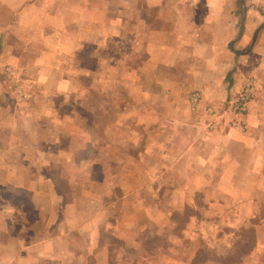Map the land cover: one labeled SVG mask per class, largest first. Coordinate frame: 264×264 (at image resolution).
I'll list each match as a JSON object with an SVG mask.
<instances>
[{"label":"crops","instance_id":"0c3cea01","mask_svg":"<svg viewBox=\"0 0 264 264\" xmlns=\"http://www.w3.org/2000/svg\"><path fill=\"white\" fill-rule=\"evenodd\" d=\"M249 77L242 130L221 107ZM91 95L103 112L119 98L116 123L90 115ZM190 193L205 197L196 231H145L172 224ZM253 225L264 0H0V264H131L113 239L135 264H255Z\"/></svg>","mask_w":264,"mask_h":264},{"label":"rangeland","instance_id":"374dc122","mask_svg":"<svg viewBox=\"0 0 264 264\" xmlns=\"http://www.w3.org/2000/svg\"><path fill=\"white\" fill-rule=\"evenodd\" d=\"M229 97H227V99L225 100V102L223 103L221 109L223 107L226 106L227 101L229 100ZM96 96L91 95L90 97H88V102L90 105L93 106L92 112L90 113V115H94L96 114V119H98V121H102L105 122L107 124H114L116 123L117 120H115V115L117 114V112L115 111V107L119 106V103L117 101V97L114 96H108L107 99L110 101L111 104L108 105L107 111L103 112L101 110L97 108H95V106H98V101H97ZM69 104L71 103V99H68ZM123 101V99H121V102ZM120 102V106L122 105V103ZM112 105V107H111ZM122 107V106H121ZM91 119V121L94 120V117L90 116L89 117ZM100 125V122L99 124ZM117 131L114 128H110L108 134H106V137L109 141H118L117 140V135L111 132H115ZM92 132H94V134L96 133V136H99L100 134L103 136V128H100V126H93L92 124ZM64 134V133H63ZM131 133L128 131V133L123 130L121 131V136H123L124 138H129V135ZM126 143H124V147H126ZM109 154L112 155L113 157H115L116 155L119 156V153H116L117 149H116V144H112L111 147L108 148ZM111 164L113 166H115V160L111 161ZM203 198L200 195V193H190V195L187 198V209H181V210H173L171 213V218L173 219V223L169 224L167 226L165 225H159V226H155L154 228L149 227L148 229H146L145 231H153V232H178V231H182V230H188V231H196L197 230V226L196 224H194L192 222L191 219H188L192 216L201 214V203ZM181 201V200H180ZM197 202V203H196ZM200 205V207H198ZM252 231H253V245L257 242L254 239V233L256 232H260V231H264L263 228H261V226L259 225V228H257L255 230L254 225L252 227ZM162 237V236H161ZM158 239H156L154 242L157 244L156 246L153 247H157L159 246L158 242H161L160 245H162V243L164 242V239L157 237ZM152 241V240H151ZM150 241V242H151ZM113 242H116L118 244V247L124 248L128 250V254H127V259L129 260L128 262L131 264H135L134 261L130 260L131 258L134 259L136 258V256L131 255L129 249L131 247H133L132 245H128V244H121L119 241H116V239H113ZM194 244L190 245L187 251H193ZM252 263L255 264H264V249H260L256 252V255L253 257L252 259Z\"/></svg>","mask_w":264,"mask_h":264},{"label":"built area","instance_id":"2783aa9c","mask_svg":"<svg viewBox=\"0 0 264 264\" xmlns=\"http://www.w3.org/2000/svg\"><path fill=\"white\" fill-rule=\"evenodd\" d=\"M7 73L8 69L5 70ZM15 86V91L19 96L25 98V95H21L18 85ZM256 90V83L253 77L245 79L239 89L236 90L235 94L229 98L226 103V106L223 108V111L228 112L231 116L229 124L231 126H237L240 129H245V115L248 110V105L250 101L254 98ZM188 102L192 110L198 109L201 103V96L198 91H192L189 93ZM205 113L210 117H215L218 115V110L211 106L207 105L205 107ZM217 126L215 120H212L208 123V128L213 129Z\"/></svg>","mask_w":264,"mask_h":264}]
</instances>
